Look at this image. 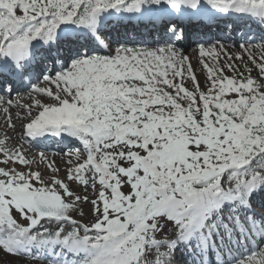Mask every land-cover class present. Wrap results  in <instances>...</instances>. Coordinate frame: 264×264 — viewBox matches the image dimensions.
<instances>
[{
	"label": "snow or ice",
	"instance_id": "1",
	"mask_svg": "<svg viewBox=\"0 0 264 264\" xmlns=\"http://www.w3.org/2000/svg\"><path fill=\"white\" fill-rule=\"evenodd\" d=\"M0 113V264H264V0H0Z\"/></svg>",
	"mask_w": 264,
	"mask_h": 264
},
{
	"label": "rangeland",
	"instance_id": "2",
	"mask_svg": "<svg viewBox=\"0 0 264 264\" xmlns=\"http://www.w3.org/2000/svg\"><path fill=\"white\" fill-rule=\"evenodd\" d=\"M229 51H232V49H231V47H229ZM188 54L190 55V56H192L193 57V63H195V56H196V53H191V51H188ZM256 55H257V57H259V51H257L256 52ZM254 75H255V73H253ZM26 99V102L25 103H23L22 105H26V104H28V103H31V100L29 99V97H27V98H25ZM25 99L23 100V101H25ZM23 101H21V102H23ZM29 101V102H28ZM48 102H50V101H48ZM21 104V103H20ZM21 114H23V112H21ZM2 122V119H0V123ZM19 126V125H18ZM0 130H2L3 132H4V134L5 133H7L5 130H3V129H0ZM14 131V130H13ZM16 131V133L14 134V133H12L11 134V132L9 133L10 134V137H13L14 139H16V144L17 145H19V140H18V135H19V132H17V129L15 130ZM14 135V136H13ZM64 159H66V158H64ZM64 159H58V160H55L56 161V164H57V166H59L61 169H63L64 167H65V164H64ZM43 170V169H42ZM47 174V173H46ZM61 175H63V171L61 172ZM89 205H85L84 207H83V211H84V213H85V217H84V219L86 218V213H89ZM91 218H89V215H87V219H85V221H88V220H90Z\"/></svg>",
	"mask_w": 264,
	"mask_h": 264
},
{
	"label": "bare ground",
	"instance_id": "3",
	"mask_svg": "<svg viewBox=\"0 0 264 264\" xmlns=\"http://www.w3.org/2000/svg\"><path fill=\"white\" fill-rule=\"evenodd\" d=\"M23 94V100L25 99V97H27L28 95L27 94H24V93H22ZM26 102V99H25V101H23V102H21V104H23V103H25ZM29 102V101H28ZM29 104V103H28ZM25 105V104H24ZM14 109H16L15 107H13L12 109H11V111H12V114H13V117H15V115H16V112H17V110H14ZM14 110V111H13ZM0 119H2V122L0 123V129H3V130H5L6 132H7V135L8 136H10V132H11V134L12 133H16V129H17V127L15 128V130L13 131L12 129H9V128H7V120H6V117L4 116V115H1L0 116ZM13 122L14 123H16V125H17V123H18V120H13ZM14 136V135H13ZM64 140H66V139H64ZM19 142V141H18ZM11 143H13V144H16L17 142H16V139H12V141H11ZM17 145V144H16ZM32 154H34V153H32Z\"/></svg>",
	"mask_w": 264,
	"mask_h": 264
}]
</instances>
